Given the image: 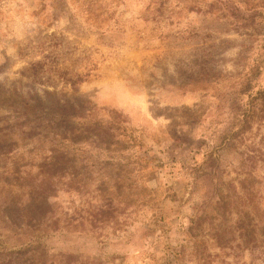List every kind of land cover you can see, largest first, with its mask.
<instances>
[{"label": "rangeland", "instance_id": "rangeland-1", "mask_svg": "<svg viewBox=\"0 0 264 264\" xmlns=\"http://www.w3.org/2000/svg\"><path fill=\"white\" fill-rule=\"evenodd\" d=\"M247 76L253 87L241 93ZM263 95L264 0H0V148L23 149L25 130L62 110L94 105L123 120L117 152L75 149L91 155L90 178L53 199L68 228L45 238L49 264H264V236L247 244L239 234L250 217L257 232L264 225ZM233 98L254 116L227 144ZM251 150L258 209L241 187ZM211 151L231 203L191 231L219 200L194 170Z\"/></svg>", "mask_w": 264, "mask_h": 264}, {"label": "trees", "instance_id": "trees-1", "mask_svg": "<svg viewBox=\"0 0 264 264\" xmlns=\"http://www.w3.org/2000/svg\"><path fill=\"white\" fill-rule=\"evenodd\" d=\"M83 77L78 75L77 79H72V85L76 87L84 80ZM251 81V76L245 77L240 83L239 91L241 93L250 91L253 87ZM233 99L232 130L230 134L223 136V142L227 144L231 142L234 144V139L237 140L238 136L245 132L254 116V104L250 108L252 113L248 114L242 108L240 99ZM261 99L264 103V95ZM96 112L95 106L90 105L77 113H67L62 110L59 117L53 118L48 115L25 130L24 134L28 141L21 145L23 149L18 148L13 142L7 148H0V164L3 162L0 165L2 167L0 169V264H49V261H52L54 254H50L45 238L62 228H68V225L61 224L63 218L60 216L59 205L53 199L58 196L63 186L66 189L85 190L86 184L76 185V182L90 178L87 173L88 159L91 155L79 154L75 149L91 145L111 153L120 150L123 144L119 134L122 131L123 120L119 113L112 111L109 119L105 120L97 116ZM26 120L29 124L30 115ZM237 126L239 128H235ZM24 152H27L26 156ZM241 154L243 156L241 167L248 166V171L242 169L246 172L244 176H247L241 181L242 191L248 200L252 201L249 204L254 209H258V205L255 204L257 194L247 182L248 176L254 174L260 160L254 150ZM81 155L82 160L78 162V156ZM90 166L92 167L93 164L90 163ZM218 168L217 158L211 151L204 163L194 169L201 170L206 176L205 179L212 184L213 191L214 188L217 189L219 200L215 209L205 208L192 220L189 227L191 231L202 227L207 220L213 223L218 215L226 217L231 195H225L222 190L224 182L222 176L218 177L219 180H214ZM234 189L236 190L235 185ZM239 197L246 198L242 194ZM214 212L217 216L212 220L210 215ZM244 214L249 215V212L245 211ZM252 219L253 217H250L248 223L244 222L247 225L240 226L242 229L239 230V234L244 237L247 244H254L264 236V225L259 233ZM218 241L221 247L227 246L228 240L225 241L224 235H219Z\"/></svg>", "mask_w": 264, "mask_h": 264}]
</instances>
